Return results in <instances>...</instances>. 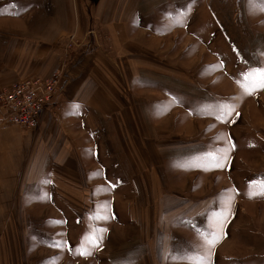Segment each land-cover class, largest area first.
<instances>
[{
	"label": "rangeland",
	"instance_id": "rangeland-1",
	"mask_svg": "<svg viewBox=\"0 0 264 264\" xmlns=\"http://www.w3.org/2000/svg\"><path fill=\"white\" fill-rule=\"evenodd\" d=\"M205 2L137 8L153 69L131 79L119 65L135 151L111 152L117 175L69 215L0 197V264H264V88L245 79L264 69V0ZM50 12L49 0H0V56ZM16 177L0 175V194Z\"/></svg>",
	"mask_w": 264,
	"mask_h": 264
},
{
	"label": "crops",
	"instance_id": "crops-1",
	"mask_svg": "<svg viewBox=\"0 0 264 264\" xmlns=\"http://www.w3.org/2000/svg\"><path fill=\"white\" fill-rule=\"evenodd\" d=\"M144 1L49 0L50 14L39 19L46 25L37 33L23 25L8 41L0 56V92L17 81L44 80L58 69L62 76L60 92L33 131L0 125V175L16 172L12 181L21 184L0 197L37 203L23 213L69 215L71 200L88 203L117 175L111 152L135 151L129 134L136 118L121 100L129 102L119 94V75L126 70L136 79L153 69L146 56L151 38L132 25ZM26 17L23 12L20 18ZM69 38L74 43L67 47ZM6 211L0 208V214Z\"/></svg>",
	"mask_w": 264,
	"mask_h": 264
},
{
	"label": "built area",
	"instance_id": "built-area-1",
	"mask_svg": "<svg viewBox=\"0 0 264 264\" xmlns=\"http://www.w3.org/2000/svg\"><path fill=\"white\" fill-rule=\"evenodd\" d=\"M67 47L73 44L67 40ZM61 70L53 71L46 79H25L0 92V125H15L30 132L37 127L40 114L49 108L61 90Z\"/></svg>",
	"mask_w": 264,
	"mask_h": 264
},
{
	"label": "snow or ice",
	"instance_id": "snow-or-ice-1",
	"mask_svg": "<svg viewBox=\"0 0 264 264\" xmlns=\"http://www.w3.org/2000/svg\"><path fill=\"white\" fill-rule=\"evenodd\" d=\"M255 77H259V84L258 86L261 88H264V69L256 70L249 74V76H246L245 79H253ZM254 90V89H253ZM264 194V193H262ZM217 238H214L212 241H209L211 244H215ZM84 254V253H81Z\"/></svg>",
	"mask_w": 264,
	"mask_h": 264
}]
</instances>
